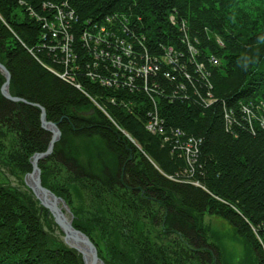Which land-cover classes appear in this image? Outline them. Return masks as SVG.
<instances>
[{
  "label": "trees",
  "instance_id": "16d2710c",
  "mask_svg": "<svg viewBox=\"0 0 264 264\" xmlns=\"http://www.w3.org/2000/svg\"><path fill=\"white\" fill-rule=\"evenodd\" d=\"M41 1L48 0H0V63L9 73L8 93L40 105L58 128L51 151L37 162L40 183L73 208L72 226L95 246H111L115 255L107 263L99 255L103 263L225 264L201 223L209 214L242 238L249 264H264V117L248 123L234 104L264 101L260 8L253 14L251 5H230L234 0H66L80 21L130 11L146 36L176 45L179 33L167 15L184 21L197 51L188 64L191 80L177 101L158 99L161 129L151 134L142 109L107 105L106 117L33 58L28 49L40 26L27 7L42 12ZM198 63L205 75L194 73ZM232 105L226 124L222 111ZM175 128L200 140L193 174L187 168L191 178L180 171L183 157L162 140ZM48 139L37 107L0 93L1 175L22 179ZM13 186L0 178V264H83L28 187Z\"/></svg>",
  "mask_w": 264,
  "mask_h": 264
},
{
  "label": "built area",
  "instance_id": "2783aa9c",
  "mask_svg": "<svg viewBox=\"0 0 264 264\" xmlns=\"http://www.w3.org/2000/svg\"><path fill=\"white\" fill-rule=\"evenodd\" d=\"M40 8L42 12L38 13L27 7L40 26L34 50L40 56L44 54L47 62L63 64L72 76L70 81L65 77L64 80L81 93L82 85L89 81L91 95L100 104L91 95L83 94L106 117H109L104 109L107 105H116L128 113L137 107L148 119L145 129L158 133L161 129L158 99L175 98L180 92L185 95L191 80L188 64L191 65L197 51L184 21H176L172 15L167 17L179 33L176 45L146 36L138 16L128 18L126 13L111 11L100 18L80 21L66 0L42 1ZM210 61L217 64L215 57ZM46 65L41 64L44 68ZM193 70L197 75H205L201 63L195 64ZM233 105L223 108L225 122L232 115ZM170 135L169 140L163 137V142H169V152L179 153L191 170L200 140L184 137L177 128Z\"/></svg>",
  "mask_w": 264,
  "mask_h": 264
},
{
  "label": "rangeland",
  "instance_id": "374dc122",
  "mask_svg": "<svg viewBox=\"0 0 264 264\" xmlns=\"http://www.w3.org/2000/svg\"><path fill=\"white\" fill-rule=\"evenodd\" d=\"M40 5H42V1L40 2ZM230 5H233L235 8L245 7L247 5H251L252 9H253V14H254V8L259 7L260 8L259 9L260 16L264 19V0H234V3H232ZM130 6H133V5H130ZM128 13H131V12L128 11ZM168 15H172V14L169 13ZM168 15H167V17H168ZM30 53L32 54L33 58L41 65L42 60L40 59V56H38V54H35L32 52H30ZM39 61H41V62H39ZM45 69L47 71L50 70L48 72H50L52 75H54L55 77L60 79L62 82L67 84L66 80H64V76L57 74L55 71H53V69L51 70V68H49V66H47V68H45ZM84 84L86 85V82H84ZM84 84L82 85L83 93L91 95L92 89H87V87H85ZM260 90H262V89H260ZM7 91H8V88H7ZM91 97L95 98L93 95H91ZM162 99H165V98H162ZM174 99L175 100L171 99L169 101L170 102L177 101L176 98H174ZM95 100L100 104V101L98 99L95 98ZM165 100H167V99H165ZM235 103L237 105V108L241 111V116L246 118L248 123L251 122V121H249L250 118L258 117V115H261L260 117H264L263 116L264 101L262 102V101H258L256 99L251 100V98H247L245 100L240 99V100L236 101ZM255 103L258 104L257 108H259L257 113H256L255 109H253ZM261 108L263 109V112H262ZM242 110H243V112H242ZM233 112H234V109L232 110V113ZM231 116H233V115L230 114L229 122H225L226 124H229L231 122V119H230ZM225 119H226V117H225ZM147 121H148V119L145 120V124L147 123ZM230 126H228V128ZM121 131L126 135V137H128L126 132H124L123 130H121ZM157 132H160V130ZM151 134H153V133H151ZM128 139L131 140L129 137H128ZM131 141L133 142V140H131ZM133 143L135 144V142H133ZM183 160H184L186 167H184L180 171H182L188 178H191V174H193V170L191 168V174H188L187 168H189V170H190V167L188 166L185 158H183ZM1 172H3V170H0V173ZM24 175H23L22 179H18V177H14L12 175L3 176L0 174V178H2L5 181H7L8 183L14 185L13 187H15L16 189L21 190V188L24 189V187H23L24 185L27 187V185L24 183V180H23ZM23 183H24V185H23ZM30 192H31V190H30ZM55 196L60 198L59 201L62 202L63 204H65V207H63V205H61V203L58 202L57 206L63 211V213L65 214L67 219L70 220V224H71L72 216H73L71 211H73V208L69 209L68 205H66L65 200L63 198H61L57 195H55ZM40 207H42V206L40 205ZM41 209L44 210L45 208L42 207ZM45 211H46V214L48 217L50 214L48 213V211L46 209H45ZM201 223L205 228L207 239L212 241L213 243H215L218 246L220 253H221V256H222V259H223L225 264H249V258H248V255H250L249 247L244 245L242 238L238 234H236V232L233 230V228L225 220H223L220 217L215 216V215L203 214V216L201 217ZM72 227L74 229L80 231L79 229L75 228L74 226H72ZM121 230H123V228H121ZM59 232H60V230H59ZM81 233H83V232H81ZM83 234L85 235V233H83ZM85 236L87 237V235H85ZM59 238H61V240H62V233L61 232H60ZM88 239H90V238H88ZM89 241L93 244V246L95 248L96 257L102 264H104L103 263L104 261H102V259L99 257V255L105 259V263H107L110 260V258L115 255L114 251L111 249V246H109V245L105 246L104 244H101V245L97 244L95 246L91 240H89ZM259 248H260V251L264 253V246H259Z\"/></svg>",
  "mask_w": 264,
  "mask_h": 264
},
{
  "label": "water",
  "instance_id": "95a60500",
  "mask_svg": "<svg viewBox=\"0 0 264 264\" xmlns=\"http://www.w3.org/2000/svg\"><path fill=\"white\" fill-rule=\"evenodd\" d=\"M0 73L3 75L4 80L0 85L1 95L11 101H19L28 105H32L39 110L40 127L49 132V139L47 146L42 152L33 153L29 158L30 171L24 175V183L31 190L33 196L39 204L44 207L51 215L53 222L57 225L62 233V240L68 246L73 248L81 258L83 264H102L96 257L95 248L89 239L80 231L74 229L70 224L63 211L57 206L60 202L47 188L41 185L39 177V168L37 166L38 160L44 158L51 151L54 141L58 138L59 131L55 123L45 119L44 109L37 103L28 102L20 97L11 96L7 91L9 73L5 67L0 63ZM63 207L65 204L60 202Z\"/></svg>",
  "mask_w": 264,
  "mask_h": 264
},
{
  "label": "bare ground",
  "instance_id": "6f19581e",
  "mask_svg": "<svg viewBox=\"0 0 264 264\" xmlns=\"http://www.w3.org/2000/svg\"><path fill=\"white\" fill-rule=\"evenodd\" d=\"M76 14V13H75ZM126 14H128V18H130L131 16V14L130 13H126ZM77 15V14H76ZM132 16H134V15H132ZM77 17H78V15H77ZM79 18V17H78ZM140 18V17H139ZM175 19V18H174ZM140 21H141V19H140ZM143 30V29H142ZM186 31H187V33H188V30H187V27H186ZM144 33V32H143ZM189 34V33H188ZM189 36H190V34H189ZM32 53H35V54H38V56H40L39 55V52L37 51V50H31V49H29ZM40 59L42 60V64L43 63H47V66H49V68H51V70L53 69V71H55L57 74H59V75H62V76H64L68 81H70L71 79H72V76H71V74L70 73H68L67 72V70H66V67L62 64V65H60L59 63H57V62H47V59H46V57H45V55L43 54L42 56H40ZM39 62H41V61H39ZM48 71H50V70H48ZM58 76V75H57ZM59 77V76H58ZM67 82V81H66ZM86 82V84L87 83H90L89 81H85ZM67 84L69 85V83L67 82ZM91 84V83H90ZM85 85V84H84ZM8 87V86H7ZM165 99H167L168 101L169 100H175L174 98H165ZM170 102V101H169Z\"/></svg>",
  "mask_w": 264,
  "mask_h": 264
}]
</instances>
